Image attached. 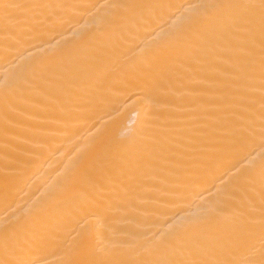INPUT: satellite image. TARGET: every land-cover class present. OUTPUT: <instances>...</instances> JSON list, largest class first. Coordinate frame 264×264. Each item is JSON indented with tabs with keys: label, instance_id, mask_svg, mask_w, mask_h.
<instances>
[{
	"label": "snow or ice",
	"instance_id": "1",
	"mask_svg": "<svg viewBox=\"0 0 264 264\" xmlns=\"http://www.w3.org/2000/svg\"><path fill=\"white\" fill-rule=\"evenodd\" d=\"M62 7L0 0L5 57L21 17ZM109 7L122 11L83 34L78 50L0 81L5 190L23 178L26 163L8 151L14 140L28 134L36 158L51 147L34 131L45 113H55L51 133L68 137L115 95L141 100L126 134L87 146L45 203L0 222V264H49L52 249L65 250L63 264H264V154L232 174L214 200L168 216L163 229L148 227L184 202L220 158L257 138L264 147V0L191 5L131 62L116 54L113 37L134 38L173 6ZM65 204L70 215L52 211ZM69 226L76 240L66 248Z\"/></svg>",
	"mask_w": 264,
	"mask_h": 264
},
{
	"label": "bare ground",
	"instance_id": "2",
	"mask_svg": "<svg viewBox=\"0 0 264 264\" xmlns=\"http://www.w3.org/2000/svg\"><path fill=\"white\" fill-rule=\"evenodd\" d=\"M20 3H43L63 5L62 8L45 9L37 17H21L16 28L12 54L5 57L4 33L0 32V81L26 68H39L53 59L57 53L74 52L79 49L83 34H94L98 22L109 15H119L122 10L109 6L120 3L169 4L173 7L160 10L153 17L148 27L135 29L132 39L117 34L112 39L116 54L128 61H135L141 48L150 44L163 30L178 21L180 13L189 11V6L207 2V0H16ZM87 6V7H84ZM44 16L59 17L63 22L55 26L41 23ZM153 29L157 31L151 35ZM126 100V94H117L111 102L96 110L87 121L80 122L71 136L52 134V115L45 113L43 119L34 121L38 126L34 131L48 136L50 148L45 149L36 158L28 134L19 136L9 146L8 151L16 149L15 154L26 163L22 169L23 178L13 179L7 190L0 181V222L14 220L26 215L35 206L45 203L50 192L58 189L64 174L83 150L99 142L108 135H124L134 126L137 108L141 103L139 97ZM19 146L18 148L16 146ZM5 144L0 132V176L4 173ZM251 152V155L248 153ZM264 147L257 138L243 151L228 154L219 159L217 164L205 172L199 182L186 194L184 202L171 205L168 214L155 218L148 227L155 231L167 227L168 216L181 212L182 209L195 210L197 206L215 199L232 174L246 172L253 163H258ZM57 214L70 215L68 204L52 209ZM119 227L125 225L119 224ZM66 248L76 240V233L71 227L65 228ZM49 264H63L65 250L52 249L46 254Z\"/></svg>",
	"mask_w": 264,
	"mask_h": 264
}]
</instances>
